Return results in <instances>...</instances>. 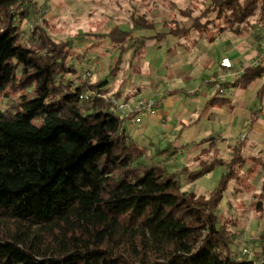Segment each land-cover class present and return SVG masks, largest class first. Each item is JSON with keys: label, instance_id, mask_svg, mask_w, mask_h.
<instances>
[{"label": "trees", "instance_id": "trees-1", "mask_svg": "<svg viewBox=\"0 0 264 264\" xmlns=\"http://www.w3.org/2000/svg\"><path fill=\"white\" fill-rule=\"evenodd\" d=\"M34 4L0 0V97L22 92L12 110L0 109V264H264V248L259 263L234 258L218 215L247 159L236 150L225 162L214 149L213 159L185 178L194 182L223 167L218 186L207 196L183 192L175 173L142 160L144 151L125 134L128 117L109 110L108 79L64 82L77 74L69 47L41 25L31 29L35 43L23 41L20 25ZM209 11L238 34L252 18L264 27V0H210ZM133 25L153 29L143 17ZM202 27L196 21L182 35ZM175 31L167 35L179 36ZM131 36L119 27L94 35L121 45L122 53ZM120 64L121 57L114 69ZM261 78L264 64L248 66L225 86L245 89ZM86 90L95 97L81 100ZM254 198L262 210L264 179Z\"/></svg>", "mask_w": 264, "mask_h": 264}, {"label": "rangeland", "instance_id": "rangeland-1", "mask_svg": "<svg viewBox=\"0 0 264 264\" xmlns=\"http://www.w3.org/2000/svg\"><path fill=\"white\" fill-rule=\"evenodd\" d=\"M209 7L210 0H40L39 4L36 2V5L29 6L30 13L26 12L28 17L20 27L24 42L35 43L36 37L30 38L31 29L41 25L54 41L67 43L70 51L68 63L76 68L77 74L65 75L64 82L94 83L108 79L107 95L112 98L114 105L125 103L134 106L138 102L157 99L161 110L166 109L161 108L162 104L170 100L173 105L169 109H181L185 107L187 94L194 93V97L202 95L204 80L212 76L217 61L228 57L233 62L239 54V60L244 64L242 56L246 57L253 51L259 54L264 49V27L255 18L242 24L238 34L217 20L215 13L207 12ZM139 17H143L153 29H134L133 19ZM193 21H198L203 27L201 30L191 29L189 34L183 36V30ZM114 27L132 31V40L122 46L124 53L120 49L121 45L109 38L94 37L107 35ZM172 29L179 36L167 35ZM162 33L166 35L161 36ZM157 34L161 36L160 41L154 38ZM140 43L144 47L137 50ZM119 57L121 64L114 69ZM261 85L262 80L258 79L247 88L248 98L240 103L233 116L231 113L226 115V123L207 122L206 115L199 110L198 122L182 132L181 128L174 132L161 123V110H157L153 116L143 111L134 112L123 127L128 132V138L144 151L141 155L143 161L161 163L170 173H175L183 192L207 196L218 186L225 169L218 167L194 182L187 181L185 174L198 170L202 162L213 159L214 149H218V156L225 161L226 155L230 156L235 145V137L238 138L235 141L237 144L246 136L250 140L253 132L250 133L249 124H246L250 121L254 106H259ZM197 90L201 92L195 93ZM169 92L175 94L167 97ZM21 93L17 91L9 93L8 97L1 96L0 109L12 110ZM119 96L121 101L117 99ZM178 113L171 112L170 119L178 120ZM231 118H235V129L231 137L225 135L230 140L228 145L217 136L226 132L225 127ZM181 119L186 118L182 116ZM262 121L264 123V117ZM128 123L132 127L137 123V127H145L146 130L139 134L138 128L130 129ZM209 138H212L213 143L205 141ZM261 141L263 155L257 162L247 160L241 182L229 184L218 208V215L225 218L224 225L231 234L234 258L248 259L254 263H259L264 248V203L262 210L254 206V195L259 193L264 179V134ZM199 143L205 147L200 152L182 156L179 151L175 153L176 145L187 153L192 145ZM245 145L244 142V147L238 148L241 147L240 143L235 148L254 152L252 147Z\"/></svg>", "mask_w": 264, "mask_h": 264}, {"label": "crops", "instance_id": "crops-1", "mask_svg": "<svg viewBox=\"0 0 264 264\" xmlns=\"http://www.w3.org/2000/svg\"><path fill=\"white\" fill-rule=\"evenodd\" d=\"M39 2H37V3L39 4ZM34 5H36V4H34ZM29 13H30V9H29ZM245 51H246V49H245ZM257 53L255 52V54H256L255 55L254 51H253L252 54H250V55L248 54V56H246V57L242 56L244 58V61H245L244 64H242L241 60H239V59H241V57H238V55H239L238 54L236 56L237 58H234V61L232 62L233 63V71H237L241 67H248L251 64L252 60L255 59V57L258 55ZM250 56H253V57L251 58ZM213 68L214 69H213V72L211 74L212 76H210L209 78L214 77V76H222L225 74V71H223L219 67V61L216 62V66ZM234 80L235 79L226 78L227 83H232ZM261 80H262V85H263L264 78H261ZM204 82H205V80H204ZM262 85L259 89V97H260L259 106L258 107L256 105L254 106V108H253L254 110H252V113H251L252 116L250 117V121L246 124V125L249 124L248 129H249L250 133L253 132V134L251 135L250 140L248 139V136H246L245 139H242V141L240 142L241 147H238V148H242V146L244 147V142H245V144H246L245 146L252 147L254 149V152L250 153V152H246L245 150H242V149L238 150L237 148H235L237 145L240 144V143L237 144L235 142L238 139L235 137L233 140L235 145L232 146V152H231L230 156L226 155L227 158H226L225 162H229L232 159L233 154H234V152H236V150H238V152L240 154H242L247 160L249 159V160H253L256 162L259 161V158L261 157V154L263 153L261 139H262V135L264 134V126H263L264 123L262 121V118L264 117V111L262 110V109H264V90L261 92ZM247 88H245V89L228 88V92L225 95L219 96L223 99L222 101H212L213 98H215L214 97L215 95H213L211 93V91L204 86L203 93H202V95H200V97H194V95H193L194 93H191V95L187 94V97L185 99V107L182 106L181 109H169L170 107H172L173 101H171V100L167 101L166 104H165V102H166L165 101L164 105L162 104L161 108L165 107L166 109H162V110L158 109V111H160V110L162 111V112L160 111V114L162 117L161 123L162 124L164 123V126L167 127V129L169 131L176 132L177 130H179V128H181L180 131L182 132L185 128L190 127V126L194 125V123L198 122V119H200V116L197 117V113L199 110H202V113H204L206 115L207 122H212L214 124H217V123L219 124V123H224V122L226 123L227 122L226 115H229L231 113L233 116L235 114L236 109L239 107L240 103L244 102L248 98ZM199 92H201V90H199L196 93H199ZM174 94H175L174 92H169L166 96L169 97V96L174 95ZM117 99L119 101H121V96H119ZM227 107L229 109H227ZM173 111L176 113L179 112L178 116H180V118L178 120L173 121L170 119L169 115ZM182 116L185 117L186 119L182 120L181 119ZM162 120H164V121L162 122ZM184 120H186V121H184ZM234 124H235V118H231L230 121L227 123V126L225 127L224 131H226V132L220 133L217 136V137H220L221 139L225 140L226 144H228V142L230 140L228 138L226 139L225 135L227 137H231L233 135L232 133L234 132L233 130L235 129ZM128 126L130 129L138 128L137 131L139 132V134H142L144 132V130H146L145 127L144 128L137 127V123L134 127H132V125H130V124ZM124 130H125V134L128 135V132L126 131L125 128H124ZM200 143L198 145L195 144L196 147H195V145H192L193 147L191 146L192 148H189L187 153H185L183 151V149H180L181 146H179V145L175 146L174 145L175 146L174 149H176L175 153L177 154V152L179 151V155L182 156L183 154L188 155V153L190 154V153L195 152V151L200 152V151H202L203 148H205V147L201 146ZM228 145H230V144H228ZM257 155H258V157L255 158V156H257Z\"/></svg>", "mask_w": 264, "mask_h": 264}, {"label": "built area", "instance_id": "built-area-1", "mask_svg": "<svg viewBox=\"0 0 264 264\" xmlns=\"http://www.w3.org/2000/svg\"><path fill=\"white\" fill-rule=\"evenodd\" d=\"M30 3H36L40 0H26ZM264 64V49H262V52L259 53L255 59L252 60L251 64L249 66L257 67ZM219 67L223 71H225V74L222 76H214L209 78L204 82V85L206 88H208L211 93L215 96H222L225 95L228 92V88H226V78L236 79L237 77L244 74L246 67H241L237 71H233V63L228 57H223L219 61ZM87 76L89 74L87 73ZM197 90L196 92H198ZM195 92V93H196ZM96 92L91 90L84 91L80 99L81 100H89L93 97H95ZM160 108V101L157 99L149 100L146 102H138L134 106H128V104L125 103H116L115 105L110 106V111L115 114L116 116L120 118H127L130 114L134 112H146L148 115L153 116L156 115L157 110ZM246 252V251H244Z\"/></svg>", "mask_w": 264, "mask_h": 264}]
</instances>
